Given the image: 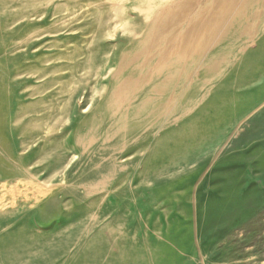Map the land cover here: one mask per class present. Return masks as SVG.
I'll return each mask as SVG.
<instances>
[{"label":"rangeland","instance_id":"rangeland-1","mask_svg":"<svg viewBox=\"0 0 264 264\" xmlns=\"http://www.w3.org/2000/svg\"><path fill=\"white\" fill-rule=\"evenodd\" d=\"M0 264H264V0H0Z\"/></svg>","mask_w":264,"mask_h":264}]
</instances>
